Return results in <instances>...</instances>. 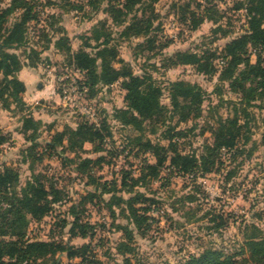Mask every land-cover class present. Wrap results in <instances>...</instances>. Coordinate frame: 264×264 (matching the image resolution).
I'll return each mask as SVG.
<instances>
[{
	"label": "rangeland",
	"instance_id": "rangeland-1",
	"mask_svg": "<svg viewBox=\"0 0 264 264\" xmlns=\"http://www.w3.org/2000/svg\"><path fill=\"white\" fill-rule=\"evenodd\" d=\"M9 1L0 0V7ZM87 1L36 2L39 22L29 23L27 44L14 50L23 63L20 78L27 88L18 94L20 103L0 91V133L6 138L0 145V170L8 167L16 172L17 194L34 178L57 191L52 197L58 201L50 204L45 216H24V240L87 245L84 261L56 252L30 264H183L206 249L230 255L236 264H255L243 248L246 237L254 233L253 226L260 230L256 236L264 237V93L245 106L239 92L218 80V72L205 75L193 66L171 65L168 60L178 51L214 52L218 71L221 48L244 33V11L230 10L235 0L208 4L204 0H143L144 4L134 7L135 15L151 18L150 31L143 37L125 38L119 33L134 12L117 23V14L113 19L107 10L110 5L116 7L117 0H96L94 5ZM199 3L202 7H197ZM212 3L219 7L222 19L194 27L195 19L204 13L203 5L210 8ZM217 26L228 31L226 36L214 31ZM96 36L110 40L116 57L129 64L134 75L151 77L167 110L169 82L199 85L205 92L199 114L178 122L167 112L165 121L153 130L148 122L142 123V131L123 124L117 118V111L126 107L120 83L97 85L92 92L78 88L84 74L73 68L65 49L68 45L70 50L93 54ZM146 37L155 39L152 49L144 42ZM60 38H66L65 44H56ZM250 59L254 62V56ZM112 66L117 68L119 63L114 61ZM29 117L33 125L26 121ZM226 117H236L240 125L235 147L212 155L209 172L177 171L170 157L176 153L207 156L205 149L213 147L211 129ZM84 123L101 129L103 141L85 142L82 150L72 152L67 149V132ZM175 131L183 132L182 137L169 140L176 151L166 152L153 176L145 165L156 164L157 158L144 149V143L148 140L166 149L169 141L163 136ZM60 133L65 134L58 143ZM80 159L94 162L80 172ZM130 197L136 198L133 207L146 217L138 225L128 218L124 200ZM6 207L0 203V212ZM75 219L80 226H75Z\"/></svg>",
	"mask_w": 264,
	"mask_h": 264
},
{
	"label": "trees",
	"instance_id": "trees-1",
	"mask_svg": "<svg viewBox=\"0 0 264 264\" xmlns=\"http://www.w3.org/2000/svg\"><path fill=\"white\" fill-rule=\"evenodd\" d=\"M155 1L157 0H151V2ZM204 1L208 4L212 0ZM36 2L38 0H10L5 7H0V91L5 90L8 96L17 103L21 102L18 94L24 90V85L17 79L16 74L23 63L14 50L27 44L29 23L39 22V12L35 10ZM95 2L96 0L94 2L92 0L87 1L90 5ZM144 3L143 0H117L116 7L115 5L108 7L107 10L112 14L113 19L116 18L115 14H117V23L124 22L126 17L134 12L131 19L120 31L121 37H143L150 31L151 18L145 15L140 17L135 15L134 7ZM200 6L202 7L200 3L197 4V7ZM230 10L244 11L246 28L243 34L231 38L221 48L218 57H220L222 65L218 71L213 64L217 58L214 52L199 55L189 51H178L168 60L171 65L193 66L196 71L205 75H213L218 72V80L226 82L232 91L240 93L241 104L245 103V106H251V102L264 93V0H235L234 6ZM203 12L200 18H194V27L205 20L217 23L223 17L215 3H212L210 8L203 5ZM13 15H15L14 20L11 19ZM192 16L194 17L193 14ZM214 31L220 32L222 36H226L228 33L221 26H217ZM95 40L97 42L93 46L95 49L93 54L81 49L70 50L68 45H65V49L69 53L73 68L84 74V79L77 81L78 88H86L88 92H92L97 85L108 86L115 82L120 83L124 91L126 107L124 110L117 111V118L123 124L142 131V123L148 122V124H152L153 130L157 124H162L165 121L167 112L170 113V117L176 116L178 122H185L190 116L199 114L205 95L199 85L181 80L169 82L170 109L167 110L160 104L161 91L154 85L149 75H134L129 64L116 57L114 47L110 45V40L105 36L102 41H100V36H96ZM144 40L148 45H151L149 49H152L155 39L146 37ZM47 41L49 40L47 39ZM64 41L66 38H60L56 44L63 45L65 44ZM86 46L90 47L89 45ZM31 51L34 54L37 53L34 50ZM251 56H254V62H251ZM114 61L119 63V67L112 66ZM235 118L220 119L217 121L216 127L211 129L213 147L205 149L207 156L200 154L196 158L194 155L181 156L176 153L170 157V163L174 168H177V171L183 173L196 175L199 169L203 172L211 171L214 163L211 159L212 155L217 154L221 148L230 150L236 145L235 140L238 138L240 125H237ZM26 121L34 124L30 117ZM169 132L170 130H168ZM64 134H58V143ZM182 135V131H175L172 135H165L163 138L169 141L172 137H182ZM67 137V149L72 152L82 150V144L85 142L95 144L98 140L100 143L103 141L102 130L85 123L68 131ZM5 141L6 138L0 133V145ZM46 146L52 147V144L47 143ZM144 149L157 158L156 164L147 163L145 165L153 176L158 174L157 169L163 165L166 152L169 150L172 153L175 150L174 144L170 141L167 148L164 149L158 145H152L148 140L144 143ZM56 155L62 157L59 152H56ZM93 162L91 159H80L78 170L84 172V167ZM17 178L16 172L11 168L4 167L0 170V203L7 205L0 212V238L6 235L13 238L9 241L0 240V264H30L38 259L50 257L56 252H65L68 259L79 257L81 261H84L87 245L73 247L43 241L28 243L24 240L27 226L24 216L29 215L34 219H41L51 210L50 204L58 201V198L52 197L53 194L57 193L56 189L52 186L46 189L35 178L33 181L27 182L21 192L17 194L14 190ZM103 191L107 192L104 185ZM138 196H136L137 199ZM136 198L130 197L124 201L129 212L128 218L138 225L143 223L146 217L140 215L138 209L133 207L132 202ZM144 210L147 211V209ZM74 224L76 227L80 226L77 225L76 219ZM252 229L254 233L246 237L243 249L247 252L250 262L264 264V237L256 236L255 233H260L257 227L253 226ZM80 234L85 235L84 232ZM183 264H236V261L232 256L219 250L206 249L196 256H191Z\"/></svg>",
	"mask_w": 264,
	"mask_h": 264
},
{
	"label": "crops",
	"instance_id": "crops-1",
	"mask_svg": "<svg viewBox=\"0 0 264 264\" xmlns=\"http://www.w3.org/2000/svg\"><path fill=\"white\" fill-rule=\"evenodd\" d=\"M20 73H21V70H19V71L17 72V74H16L17 79L23 83L24 88L26 89V88H27V85L25 84V82H23V79L20 78Z\"/></svg>",
	"mask_w": 264,
	"mask_h": 264
}]
</instances>
